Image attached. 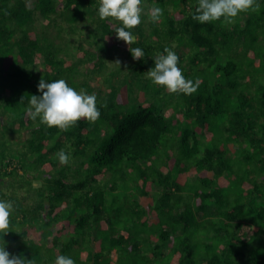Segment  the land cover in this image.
I'll return each mask as SVG.
<instances>
[{"label": "trees", "instance_id": "1", "mask_svg": "<svg viewBox=\"0 0 264 264\" xmlns=\"http://www.w3.org/2000/svg\"><path fill=\"white\" fill-rule=\"evenodd\" d=\"M197 5L143 0L145 12L164 14L156 24L145 15L129 45L116 38L117 22L98 17V0H0V186L16 174L30 181L23 198L0 188L15 207L3 237L10 254L35 264L59 255L75 264H264V0L231 23L200 24ZM57 19L75 33L89 28L88 46L74 54L69 41L38 32L40 20ZM182 46L187 55H178ZM165 47L186 78L199 80L192 94L149 80ZM121 50L130 64L106 78L96 121L60 130L27 116L42 79L93 94L76 62L97 75ZM60 149L70 153L66 165ZM6 154L20 159L11 170Z\"/></svg>", "mask_w": 264, "mask_h": 264}, {"label": "clouds", "instance_id": "2", "mask_svg": "<svg viewBox=\"0 0 264 264\" xmlns=\"http://www.w3.org/2000/svg\"><path fill=\"white\" fill-rule=\"evenodd\" d=\"M255 0H198L196 12L192 19L200 24L217 21L231 23L239 14L254 11ZM164 10L160 7H152L145 12L143 0H98V17L101 20H109L119 24L115 29L116 38L131 45L135 39L133 30L142 23L147 15L148 19L156 24L163 17ZM130 51L133 58L139 60L143 57V50L139 47ZM155 66L147 71V76L153 85L163 87L173 94L190 95L199 87V80L195 82L183 75L179 65V56L169 47L153 57ZM38 90L42 95H32L27 108V116L32 121L39 120L41 125L48 128L56 127L67 130L81 119L90 122L96 121L100 112L97 107V96L88 94L85 90L77 91L64 79L47 82L44 79L38 84ZM56 158L61 165H66L70 160V153L60 149ZM12 200L0 199V238L8 233L10 216L14 212ZM4 241V239H3ZM5 241L0 244V264H35L23 255L10 254L5 248ZM54 264H75L70 256L59 255Z\"/></svg>", "mask_w": 264, "mask_h": 264}, {"label": "rangeland", "instance_id": "3", "mask_svg": "<svg viewBox=\"0 0 264 264\" xmlns=\"http://www.w3.org/2000/svg\"><path fill=\"white\" fill-rule=\"evenodd\" d=\"M35 0H28V4L31 5ZM38 32L39 33H43L44 31L47 32L49 34L50 37H52L53 39L56 40V42L58 44H62L63 40H65L66 42L69 41V45L71 47V49H73L72 51H74V54H76L77 50L75 49L76 47H80V46H84L87 47L88 46V42L92 40V36L89 32V28H87L84 24H79L77 26H75V29H77L78 31L75 33L73 31H71L70 27L63 22L60 19H57L54 23L49 24L46 21L40 20L38 25ZM63 28L64 32L62 33L63 35V39L58 38V34L60 31V29ZM19 36V35H18ZM108 45H110V42L108 43ZM176 45V44H173ZM178 55H187L189 48L182 46L178 49ZM113 57H115V61L113 62H108L106 64V66H104V69L102 70V72L98 73L97 75H94V73L91 72V64H81L80 62H76L77 64V70H79L80 72V80L85 79L84 74H88L90 77V84L93 88H95V95L101 94V95H105L109 92V86L106 84V78L110 76V74L114 71V69L118 66H125V64H130V61L126 55V52L121 50V51H115L113 52ZM221 59H224V56L221 57ZM123 66V67H124ZM11 67V64L9 63H5V71H8ZM128 69L125 68L124 71H127ZM123 78L122 76H119L115 82L119 81L120 79ZM139 90H135V96H138L139 94ZM142 94V93H140ZM23 140L26 139L27 137V133H25L23 136ZM19 140V135L15 136V137H9V139H6L5 142L7 143L6 146H12L14 145L17 141ZM3 142L2 138H1V134H0V143ZM23 146H26V142L24 141L23 143L19 144V146H17V148H22ZM15 148V146H13V149ZM16 150V149H14ZM12 155V154H11ZM8 159H11L10 155L6 154L5 155V165L8 164L7 161H9ZM7 160V161H6ZM13 162H10L11 168L16 167L17 162L20 160L18 158V156L15 157V159ZM61 165V164H60ZM13 166V167H12ZM16 174V173H15ZM20 175L22 174L21 172L19 173ZM39 175V174H38ZM16 177L13 178H7L6 179V183L5 186L0 188L2 190H4V192L7 195H16L18 198H23L25 196V191L27 192L28 189H26L24 186L26 185V187H28V182L29 178L24 179L22 176H18V174L15 175ZM34 179V176H32ZM12 182V183H11ZM20 182V183H19ZM35 186L38 185L37 182L34 183ZM151 257V256H150Z\"/></svg>", "mask_w": 264, "mask_h": 264}]
</instances>
